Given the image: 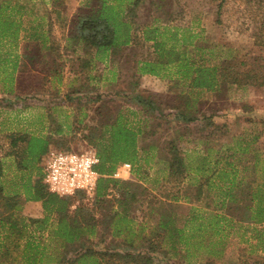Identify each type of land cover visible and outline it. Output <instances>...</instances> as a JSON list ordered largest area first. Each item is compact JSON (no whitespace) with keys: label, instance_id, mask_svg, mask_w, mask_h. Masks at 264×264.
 I'll list each match as a JSON object with an SVG mask.
<instances>
[{"label":"rangeland","instance_id":"1","mask_svg":"<svg viewBox=\"0 0 264 264\" xmlns=\"http://www.w3.org/2000/svg\"><path fill=\"white\" fill-rule=\"evenodd\" d=\"M18 15L15 13L14 17L17 19ZM152 16L160 17L158 24L160 25V30L164 32L160 38L164 41L165 46L174 43L176 47L185 48L190 55L193 54V45L210 48L213 53L212 62L234 56L236 59L233 63L237 64V66L241 65L238 66L239 69H254L264 74V45H258L254 40L257 31L264 26V0H147L144 6L140 7L134 26L140 29L142 24H149ZM21 19L24 25L27 18L21 17ZM54 35L59 37L60 33L56 31ZM143 41L139 37L137 43L130 45L123 52L122 56L114 63L113 68L115 71L110 70V73H108V76H112V80L108 81L104 86L106 85V88L112 91L129 87L135 93H141L136 94L141 98L152 99L155 103V109L150 110L148 113L143 111L142 113L145 115L139 113V117H131L132 119L135 118V125H140L148 131V135L144 139V143H148L149 140L162 141L169 137L172 122L168 123L166 118H162L157 113L156 109L158 103L161 106L165 101L169 100L166 98H169L170 94L165 93L169 85L172 87V92H178L180 87L174 84L178 77L173 74L172 80L166 77L154 78L150 76H138L135 78L136 62L142 58L150 59L152 57L151 43ZM19 42L16 44H8L5 41L0 43V78L7 79L10 63L14 62V55L19 52ZM108 66V69L112 68L110 65ZM103 69L102 63H99L95 69L96 72L91 70L78 74L65 70L62 81L58 84L55 80H50L43 76L40 71L32 69L25 59L18 57L17 68L14 71L15 81H12L16 94L8 99L0 96V128L5 131L15 127L28 130L27 128H31L30 123L36 120L44 122L46 129L43 130L45 131L48 128L55 129L56 125H61L64 130L65 125L69 124L71 131L67 132L64 130L60 135L62 140H65V147L61 149L86 150L91 145L87 143L84 137L86 131L83 128V124L79 123V119L82 118L81 116L84 113L93 115V110H89L85 99H69L66 93L71 88H78L83 82H94V79L89 77L95 75L98 70L99 73L102 72ZM111 71L113 72L111 73ZM169 71L170 73H175V68ZM74 77H77V79H74ZM8 84L9 82H6L2 86L7 87ZM112 99L110 104L114 109L120 106L123 101L122 98L117 96ZM210 102L211 100L201 104V108L205 110L207 118L202 119L200 117L192 124V130L195 136L202 132L201 130L204 127L202 121L204 123L211 122L209 113H214L213 115L216 116L220 115V118L224 119L227 134L220 141L213 142L216 144L214 148L220 145V150H218L217 154H214L213 151L202 163L209 167L212 165L216 166L219 170L224 169L225 173L218 177L220 183L216 182V176L209 177L212 186L205 188L208 189L205 192L204 204H202L205 207H197V210H200V213L202 210L204 214L201 218H197L198 220L201 219L200 225L188 223L185 226L187 230H190L191 226V230L197 229V231H200L203 239L199 241V247L207 248L210 246L217 250L224 249L217 256L220 261L228 262L235 258L239 247H247L249 249L253 245L254 249L258 247L259 241L264 244V221H253V202L249 201V197L246 200L242 199L240 201L239 199V197H243L242 193L253 191L256 183V180L255 182L253 181L255 179L253 178V152L257 150L260 155H264V123L253 124L254 119H257V116H255L256 111L254 110L253 112V108L255 106L264 107V86L253 88V85H249L246 89L237 91L220 112L211 109L207 110ZM131 109L138 111L136 110L137 108ZM224 110L225 112L223 113ZM258 115L262 114L258 113ZM260 117L259 119L264 121V116ZM257 130H262L260 131L261 135L253 143L254 131L257 133ZM214 144H210V146L212 147ZM198 147V150L189 151L190 148L186 146L188 148V164L192 166L198 163L196 161L199 155L198 151L206 148V145L204 144L203 148L200 145ZM184 148L185 146H182V149ZM182 151L184 152V150ZM193 155L195 159L190 160L189 158H192ZM160 167H162L161 164L154 160L145 169L148 172L146 184H149V181L155 178L158 182L164 181L160 184L159 190L152 188V191L148 190L142 194V190L138 189L135 200L128 201L129 214L133 217V222L135 223L144 217L149 219L148 207H146L147 201L160 198L164 193L170 192L171 187L165 181L167 180L166 177H162L156 172V169ZM6 169L7 177L5 178L10 181L8 179H13L11 177L13 170L12 167L8 166ZM34 179L35 176L33 175L32 181ZM133 179V181H137L136 178L133 177ZM200 179L195 175L194 177H189V180L194 182ZM16 180L21 186L20 177H16ZM130 181L128 180V182ZM11 182L8 184L10 185ZM8 184L5 183L4 185ZM216 185L219 186L217 187ZM148 186L150 185L145 186V188ZM224 191L237 198V200L230 201V196H225L226 211H224L225 207H218ZM110 193V197L114 198H112L114 202L117 201V198L122 197L127 203L128 197H123L125 195L118 193L117 189H112ZM16 195H10L9 199L18 198ZM79 202L87 206L92 205L90 199H77L74 201L75 204ZM237 204L241 206L235 207ZM245 204H247L248 210L246 206H242ZM114 209H120L117 203L114 204ZM184 209L181 208V210ZM214 213L218 214L219 217L212 216ZM96 217H99L98 212H96ZM183 223L180 220L178 221V225ZM30 227L32 228L30 225L28 231ZM34 234L39 238V247H52L48 235L44 236L45 231L34 228ZM108 235L104 233L99 224L98 232L89 237L87 244L92 248L103 247L109 241L110 236ZM42 237L43 239H41ZM37 257L39 259L34 264H49V260L54 258V256L44 255ZM25 258V256L20 254L2 257L3 264H18L24 262Z\"/></svg>","mask_w":264,"mask_h":264},{"label":"trees","instance_id":"2","mask_svg":"<svg viewBox=\"0 0 264 264\" xmlns=\"http://www.w3.org/2000/svg\"><path fill=\"white\" fill-rule=\"evenodd\" d=\"M62 1V0H61ZM60 0H53V12L63 26H68L67 43L69 45L80 44L84 53L93 54L100 59L105 57L122 56L126 46L137 43L136 17L141 6L147 0H82L69 18L61 17L62 6ZM224 1V0H222ZM159 16H152L149 24H142L141 36L145 42L150 41L154 48L155 60H144L140 62L138 70L142 73L159 75L160 71L175 68L178 80L174 82L180 87L178 92L170 94L169 99L156 109L157 113L166 118L168 123L173 120L182 122L196 121L200 117L206 119L205 110L201 104L211 100L207 110L211 109L220 112L225 108L226 103L237 92L246 89L247 86H264V74L256 70L239 69L233 63L235 57L223 58L220 61L212 62L213 53L210 48L194 46L193 54L190 55L185 48L176 47L174 43L165 46L160 36L164 33L160 30ZM255 43L264 45V26L261 27L254 37ZM58 46L51 43L42 46L36 38L29 39L23 43L22 56L30 66L41 72L59 77L60 63L58 61ZM58 78V79H59ZM91 89L82 84L75 88L69 99L82 98L86 100L89 109L102 113L103 118L99 127L85 124L84 135L87 143L94 147L98 155V163L95 169L101 174L98 180L97 189L90 199L91 206L82 202L77 203L73 208V198L63 199L53 192H50L42 182L41 158L50 148H64L65 140H62L61 133L70 132L71 126L56 125L55 129L48 128L43 135H35L28 131L16 130L0 134V203L9 201L1 183L5 168L14 167L24 174L20 176L22 182V193L26 199L41 201L46 213L43 222L49 215H53L56 224L50 230V241L57 250L52 264H91V257L94 255L92 247L87 243L92 234L98 232V225L104 233L111 234V238L105 245L108 248H130L147 246L153 247L152 242L143 245L137 239H128L121 236L123 233H140L143 227L133 222L129 214V202L135 200L138 189L144 194L148 190L139 183V171L142 163L148 165L154 156V150L160 149L163 154V161L169 170L170 177L179 181L184 168V160L180 154L175 138L153 140L142 145L141 150L146 156L140 158L138 155V137L144 132L134 129L126 123H122L119 117H113L111 109L104 100L98 101L91 96ZM90 91V92H89ZM135 104H143L146 111L155 109L152 99L141 98L138 95L132 96ZM98 103V104H96ZM225 106V107H223ZM168 108L175 110L168 112ZM214 113L210 114L212 116ZM211 133V131H210ZM59 135V136H56ZM148 131H145L147 137ZM68 148V147H66ZM254 156L253 169L258 168L259 185L255 191L242 193V199L253 200V221H264V155ZM8 159V162H7ZM120 161H128L134 164V178L125 185H119L111 175ZM26 175V176H24ZM35 179L31 186V176ZM257 177V176H256ZM253 178L255 176L253 175ZM255 182V179H253ZM117 189L118 193L128 197L127 203L121 197H110L111 190ZM257 190V191H256ZM17 192V191H16ZM200 190L196 193V199L200 198ZM119 196V195H118ZM121 196V195H120ZM81 196L78 197L81 200ZM113 198V199H112ZM256 200L254 201V199ZM235 200V199H234ZM129 201V202H128ZM117 203L120 209H114ZM242 205V206H246ZM241 205L237 204L235 207ZM248 210V207L246 206ZM169 208L160 210L159 218L156 220L157 231L170 229ZM96 212L99 217H96ZM2 214V212H1ZM248 218V217H247ZM252 218V217H251ZM112 258H124L121 254ZM95 258V257H94ZM39 257H32L37 262ZM205 264H215L208 261ZM241 264H264V254H253L243 259Z\"/></svg>","mask_w":264,"mask_h":264},{"label":"crops","instance_id":"3","mask_svg":"<svg viewBox=\"0 0 264 264\" xmlns=\"http://www.w3.org/2000/svg\"><path fill=\"white\" fill-rule=\"evenodd\" d=\"M61 2H62V6H65V4L67 5V7L65 6L66 7L65 9L63 10L61 9V15H62L61 17L69 18L71 14L74 12V10L82 2V0H62ZM34 7H36L35 10H33ZM52 10H53V0H0V43L5 41L8 42V44H12V43L16 44L20 41L19 52L14 55L15 56L14 62L10 63L11 64L10 71L8 73L7 79L0 78V82H1L0 96L4 99H8L12 95L16 94L14 92V86H12V81H15L14 71L17 68L18 57H22L23 59H25L22 56L23 43H25V41H28L29 39L36 38L37 41H40L42 46H48L51 43L56 44L58 46L60 78L55 77L52 74H48V73L46 74L40 71L43 74V76H45L50 80H55L58 84L62 81L65 70H69L73 73L82 74L86 71L95 70L96 67H98V64L102 63L104 68L103 71L99 73L98 70L97 73H95V75L89 77V78H93L94 82L87 81V82H83L82 84L88 86V88L91 89L90 90L91 92L89 91L91 93V96H93L95 99L98 98V101L104 100L107 103V106L111 109V113L113 117H119L122 123H126L127 125H130L134 129H140L141 131L144 132L143 135L138 137V148H139L138 155L140 156V158H143L144 156H146V152H143L140 147H142V145L144 144V137H145L144 135L146 129H144L140 125H135L136 124L134 122L135 118L134 119L131 118L132 116L133 117L138 116L139 113L144 114L142 112L146 111L145 106H143V104H135L136 100H134L132 97L136 94H141V93H135L133 90H130L129 87H124L122 89H115L112 91L111 89L106 88L107 87L106 85L104 86V84L112 80V76H108L109 75L108 73H110V70L115 71V69L113 68L114 63L121 56L119 57L109 56L100 59L99 57H96L93 54L84 53L80 44H76L72 46L69 45L66 40L68 26L67 25L63 26V24H61L59 20L56 18ZM15 13L19 14L18 15L19 17L17 19L14 17ZM31 15L32 17H30ZM21 17L27 18L25 21L26 24L24 23L23 25L22 23L23 20L21 19ZM56 31L60 33L59 37H56L54 35ZM137 34L140 38H142L141 29H137ZM133 44L134 43L130 45ZM130 45L126 46L124 51L128 49ZM155 57L156 54L154 48L152 47V57L150 59L142 58L141 60H138L136 62V69L134 73L135 78L138 76H150L154 78L166 77L172 80L173 79L171 78L172 74L176 77V73H170L169 71L170 68L166 69L165 71L161 70L159 75L142 73L137 69L138 66L140 65V62L144 60H155ZM108 65H110L112 68L108 69L107 68L109 67ZM113 71H111V73ZM74 79H77V77H74ZM6 82H9L8 86L7 87L2 86ZM82 84H80L79 87H81ZM255 87H261V86H253V88ZM74 89L75 88H71L69 89V91H72ZM69 91L66 93L67 97L68 94L71 93ZM165 93L167 94L174 93L172 92L171 85L168 86V89L165 91ZM116 96L118 98L119 97L122 98L124 102L122 101L121 105L117 106V108L114 109L110 103H112L113 100L112 98H115ZM131 108H137L136 110L138 111H134ZM254 110L256 111L255 116H257V119H254L253 124L255 123L258 124V122L264 123V121H262L263 119L262 120L259 119L260 116H264V107L262 108L259 106H255V108H253V112ZM167 111L170 113V112H174L175 110H173L172 108H168ZM86 112L89 113L90 111H86ZM224 112L225 110L223 111V113ZM258 113L262 115H258ZM92 114L93 115H86V113H84L83 116H81L82 118L79 119V123L83 124V128L85 124H90L91 126L99 127V123L103 118V111L102 113L99 114L95 112L93 108ZM210 117H211V122L204 123V121H202L204 127L201 130L202 132H199L197 136L194 135V132L192 130V126H193L192 124L195 121H191V122H182L177 120L172 121V128L169 137L175 138L180 154L184 160V168L181 173V178L179 181L178 180L175 181L171 177L170 179L168 178L169 170L163 161L164 153H162L160 149L154 150V156L150 161V163L156 160V162L161 164L162 167L156 169V172L158 175H161L162 177H166L167 180L165 181L169 183L171 187L170 192L161 195L160 196L161 199L158 197L156 199H153L152 201L151 200L149 202L147 201L146 207H148V215L150 217L149 219L144 217L137 222L138 225L143 227V230L140 233L130 234L125 232L121 234L123 238L125 236V238L128 239H137L138 241H141L143 245H147L148 242H152L153 247L139 246V247L115 248V249L108 248L106 246L99 248L94 247L92 249L93 251H95V253L94 255L91 256L93 257L91 259V264H205L208 261L209 262L213 261L215 264H241L243 259H245L248 256H251L256 253L264 254V244H262L261 241H259L258 243L260 245L258 244V247L254 249H253V245H251L249 249L247 247H239L238 253L236 254L234 259L229 260L228 262H222L220 261L217 255H219L224 249L217 250L211 248L210 246L207 248L199 247L200 246L198 245L200 243L199 241L203 239L200 231H197V229L191 230V226H190V230L186 229L187 227L185 225L188 223L190 224L195 223L200 225L201 219L198 220L197 218H201L204 214L202 210L200 213V210H197L198 209L197 207H202V208L205 207L204 205H202L204 204L203 200L206 196L205 192L208 191V189L205 188L212 186V184L210 183L211 176H216L217 177L216 182L220 183L218 177H220L221 174L225 173V171H223L224 169L219 170V168L216 166L212 165L209 167L202 163V161L207 159V156H209L213 151L214 154H217L218 150H220L219 149L220 145L219 147L214 148L216 144H214L213 142L220 141L227 134L226 127L224 125L225 122L224 119H221L220 115L217 116L212 115ZM30 125L31 128H27L29 131L28 130H24V131H28L35 135H43L44 133L47 132L43 130L46 129V127H44L43 121L40 120L32 121ZM16 130H22V129L15 127L13 129L5 131L2 130V128H0V134L4 132L16 131ZM260 131L262 130L259 131L257 130V133L254 131L253 143L254 141H257L259 139L261 135ZM204 144L206 145V148L198 151L199 155L196 158V161L198 163H196L195 166L188 164V160H187L188 148H186V146L190 148L189 151H194L195 149L197 150L199 149L198 147L199 145L201 148H203ZM210 144H214V145L211 147ZM182 146H185V148L182 149ZM182 150H184V152ZM256 155H259L258 157H263V155L262 154L260 155V153L257 150L253 152V159L254 156ZM193 158L194 155L192 156V158L189 159L192 160ZM124 162H128V161L118 162L115 169L121 163ZM141 163H142V167L139 171V178H138L139 183H141V185L144 187L150 185L146 187L147 190L149 191H152V188L159 190L160 184H162L164 181L158 182V180L155 178L154 180L151 179L149 181V184H146V181L148 179L147 178L148 172L145 169L147 166L150 165V163L148 165H146L142 161ZM130 164L132 165V169L130 172L129 180H133L135 165L132 163ZM12 170L13 173H11L12 175L11 177H13V179L10 178L8 179L12 181L10 185L8 184L10 181H7V179L5 178L7 177L6 168L4 171V175L1 178V183L3 185V189L6 195L10 197V195L12 194L13 195L18 194L16 195L18 198L9 199V201H5V203L3 202L0 203V264H3L2 257L17 256L19 254L25 256L26 258L24 262H20L18 264H34L35 262L33 263L32 257L41 256V255L51 256V257L54 256L55 259V256L57 255V250L55 249L54 244L50 241L52 247H48V248L39 247V238L34 234V228H38V230L45 231L44 236L46 237V235H48V238L50 239L51 237L50 230L56 224L55 218L53 215H49L47 217L46 222L45 223L43 222L46 213L43 209L42 202L26 199V196L22 193V183L20 186L19 182L16 180V177L23 176L24 173L22 171L16 170L13 166H12ZM259 173L260 170L258 168H256L255 170L253 169V175L255 176V180H256V183L253 187V191H255L254 189H256V187H258L259 185V181H260ZM194 175L201 179L195 182L190 181L189 177H194ZM32 177L33 175L31 176V186L33 185L32 182L34 181V180L32 181ZM21 181L23 182L24 180ZM5 183H7L8 185H4ZM216 186L218 187L219 185ZM198 189L200 190L201 194H200V198L196 199L195 195ZM226 195H229V193L224 191V193H222V198L220 199L221 200L220 204L218 205V207H225L224 211H226L227 209V203H225L224 201ZM229 196H230L229 199L230 201H233L234 199L237 200V198L234 195H233L234 197L231 195ZM255 200L256 198L254 199V201ZM163 208H169L168 210L170 216L169 218L171 221L170 229L169 230L167 229L165 231H157V229L155 228L156 227L155 224L157 222L156 220L159 218L160 210H162ZM181 208H185V209L181 210ZM212 216L219 217V215L215 213L214 215L212 214ZM179 220L184 223L182 225H178ZM30 225L32 226V228L30 227L28 231ZM108 236H110L109 237L110 239L111 234H109ZM41 239H43V237ZM118 254H121V256L124 258L117 259L111 257V255L117 257ZM52 259L49 260V264H52V262L54 261Z\"/></svg>","mask_w":264,"mask_h":264},{"label":"built area","instance_id":"4","mask_svg":"<svg viewBox=\"0 0 264 264\" xmlns=\"http://www.w3.org/2000/svg\"><path fill=\"white\" fill-rule=\"evenodd\" d=\"M97 163L98 156L93 147L84 151L50 148L41 158L42 182L60 198L77 200L81 196V199H91L101 177L95 169ZM131 169L130 163H121L111 177L119 185L125 184L130 178Z\"/></svg>","mask_w":264,"mask_h":264}]
</instances>
